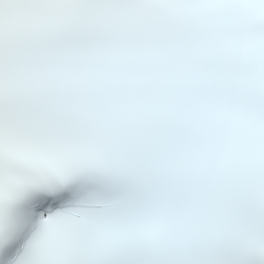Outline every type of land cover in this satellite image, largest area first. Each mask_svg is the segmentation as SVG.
I'll return each instance as SVG.
<instances>
[{
	"label": "snow or ice",
	"instance_id": "snow-or-ice-1",
	"mask_svg": "<svg viewBox=\"0 0 264 264\" xmlns=\"http://www.w3.org/2000/svg\"><path fill=\"white\" fill-rule=\"evenodd\" d=\"M0 264H264V0H0Z\"/></svg>",
	"mask_w": 264,
	"mask_h": 264
}]
</instances>
